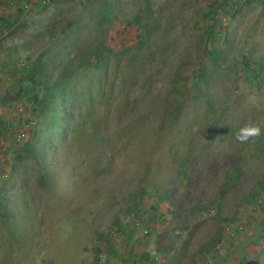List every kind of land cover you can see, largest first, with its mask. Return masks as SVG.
Listing matches in <instances>:
<instances>
[{"label": "rangeland", "instance_id": "rangeland-1", "mask_svg": "<svg viewBox=\"0 0 264 264\" xmlns=\"http://www.w3.org/2000/svg\"><path fill=\"white\" fill-rule=\"evenodd\" d=\"M262 235L264 0H0V264H264Z\"/></svg>", "mask_w": 264, "mask_h": 264}, {"label": "trees", "instance_id": "trees-1", "mask_svg": "<svg viewBox=\"0 0 264 264\" xmlns=\"http://www.w3.org/2000/svg\"><path fill=\"white\" fill-rule=\"evenodd\" d=\"M230 16L232 17L233 15L230 14ZM4 24H7V21H5ZM23 70L27 72V75H26V77H24V79L26 78V80L32 81V78L35 75L40 74L41 67H39L38 64L36 63L35 65H33L30 68H28V67L23 68ZM22 98H25L27 103L31 104L32 106L38 107L40 110H42V108L44 107L43 100L35 93L34 94L24 93ZM31 121L32 120H26L23 122V124H29ZM26 155L32 156V151H26ZM158 208H159L158 202H155L152 206H150L149 217H148V219L143 220L142 224L147 225L148 223L153 222L155 219L156 212L158 211ZM262 240L264 241V235H262ZM217 242H219V237L217 239ZM144 261H147V258H144Z\"/></svg>", "mask_w": 264, "mask_h": 264}, {"label": "clouds", "instance_id": "clouds-1", "mask_svg": "<svg viewBox=\"0 0 264 264\" xmlns=\"http://www.w3.org/2000/svg\"><path fill=\"white\" fill-rule=\"evenodd\" d=\"M261 127L259 125H250L244 128H241L237 134V139L241 141H246L250 137H257L261 135Z\"/></svg>", "mask_w": 264, "mask_h": 264}, {"label": "built area", "instance_id": "built-area-1", "mask_svg": "<svg viewBox=\"0 0 264 264\" xmlns=\"http://www.w3.org/2000/svg\"><path fill=\"white\" fill-rule=\"evenodd\" d=\"M28 124L26 125V127H24L22 130L20 131H17L15 132V135H14V142H20L23 140L24 136H25V132L27 131V129L25 128H28Z\"/></svg>", "mask_w": 264, "mask_h": 264}]
</instances>
